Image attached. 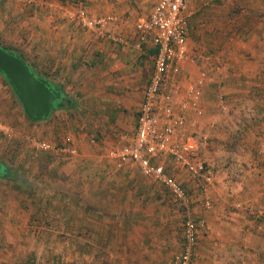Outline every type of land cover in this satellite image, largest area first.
I'll use <instances>...</instances> for the list:
<instances>
[{"label":"rangeland","instance_id":"374dc122","mask_svg":"<svg viewBox=\"0 0 264 264\" xmlns=\"http://www.w3.org/2000/svg\"><path fill=\"white\" fill-rule=\"evenodd\" d=\"M5 1L9 12H17L15 23L17 25L10 27L8 38L0 37V41L13 46L12 43L15 41L28 40L29 34L38 36L39 23L36 19L41 17V13L36 10V3H31L29 0ZM54 1L58 0L35 2L40 6V4H52ZM59 1L68 5V9L73 12L82 6L89 17L95 18L88 11L85 0ZM122 1L123 3L121 0H108L107 3L122 9L131 5L130 0ZM137 1V5L143 1L139 6H144L146 9V5L149 6L152 0ZM202 3H205L203 6L205 9L202 8L199 19L204 20L206 25L209 24L204 29L207 38L197 46L195 53L191 52L194 72H188L181 81L180 77L183 76L184 71L181 69L173 88L178 99L181 100L186 97L188 87L193 84L195 89L197 87V99L202 103L204 102L201 100L202 85L206 83L208 85V82L217 83L213 98L209 99V96L205 100L208 101L209 109L215 108V111H218L221 122L218 117L209 119V123L213 124L206 131V125L201 120L202 117L205 118L202 104L200 106L202 113L189 109L186 119L197 141L200 156L212 170L211 185L219 184L223 198H217L218 201L221 200L218 207L224 213V217L222 219L210 217L215 213L211 212L215 205L211 201L213 200L211 194L205 197L209 198L210 205L203 206L209 213L207 215L197 206L199 200L202 202L204 198L194 201L193 195L188 191L191 197L188 207L183 206L179 201L180 210L169 207L175 199L168 190L161 183L141 174L145 179L143 186L145 189L148 188L153 196H149L144 201L142 199L141 204L138 205V211L143 213V219H140L141 228L144 226L142 231L145 240L143 246L140 243L137 245L142 248L149 246L155 252L154 248L158 246L157 237L166 236V239H169L166 243L167 257L171 258L173 264L174 256L183 249L184 215L189 210L190 214L200 222V234L209 228L205 216L211 219L213 227L217 224L224 227L221 233H217L214 237L215 242L212 243L214 250L209 255L212 260L210 264H215V259L221 260L219 264H247V260L249 264H264V166L261 165L264 163V142L259 136V141H251L252 145H250V131L242 133V130H238L239 126H244L248 118L245 114L249 112L246 109L248 104L246 100L241 99L242 107L234 108L236 98L231 95L233 91L228 90L234 87L233 72L237 64L242 72L253 73V77H246V81L242 80L244 78H239L242 80L239 81L241 84H248V80L264 82V74L258 72L264 67V7H257L258 11L253 17L248 8L254 6V0H189L188 10L193 11L189 18L194 15V10L202 6ZM149 13L141 10L137 14L141 19L148 17ZM110 14L109 16L116 17L114 13ZM247 15H251L252 20L255 21L253 30L256 37L248 42L237 36L234 41L228 40L223 43L222 49L215 47V37L214 39L211 37L215 29L212 24L217 21L223 22L228 28V33L242 32L238 25L246 20ZM94 34L98 35L95 32ZM16 47L23 52L20 43ZM234 51L239 53L236 59H234ZM199 79L201 83L197 82ZM262 97L264 95L257 92L256 99ZM58 108L50 113L47 125L40 124L39 120H29L21 103L0 73V159L10 162L18 169L17 180L0 179V264H23L26 260L35 264H107V199H67L68 192L56 186L58 178L53 171L54 162H48L44 166L45 162L40 163L39 160L45 151L53 153L52 157L65 161L67 155L74 154L63 153L55 147L38 150L34 154L32 144L27 138L34 136L37 139L49 140L58 146L56 127L70 123V119H67L65 114L63 117L66 121L62 119L61 113L64 108ZM246 125L249 123L246 122ZM165 164L171 171L169 172L183 182L173 159L165 158ZM89 219L92 223V234L83 230H81L83 234H80L81 232L61 229H66L65 225L71 222L81 228L87 227L82 223ZM243 243L247 247H242ZM197 244L199 245V240ZM198 245L193 257L197 256ZM145 258L146 261L143 263L138 261L137 264H149L150 257ZM193 264H195L194 258Z\"/></svg>","mask_w":264,"mask_h":264},{"label":"crops","instance_id":"0c3cea01","mask_svg":"<svg viewBox=\"0 0 264 264\" xmlns=\"http://www.w3.org/2000/svg\"><path fill=\"white\" fill-rule=\"evenodd\" d=\"M29 1L36 3V10L41 13V17L36 19L39 23L38 36L29 34L28 40H19L12 44L15 47L20 43L28 61L37 65L40 72L48 79L60 84L59 89L72 101L71 104L65 102L61 106L62 109L64 108L61 113L62 119H65L63 117L65 114L67 119H70V123L65 126H57L56 131L59 134H57L58 145L74 149V155H67L65 161L52 157L53 153L45 151L41 155L40 163L45 162V166L48 162H54L53 171L58 178L56 186L68 192L67 199H107V264H137L138 261L143 263L146 261L145 257H150L149 264H171V258L167 257L166 243L169 242V239L167 240L166 236L157 237L158 246L154 248L155 252L149 246L142 248L137 245L140 243L143 246L145 240L142 231L144 226L141 228L143 213L138 211V205L141 204L142 199L144 201L149 196H153V193L143 186L145 179L135 163L120 162L110 156L111 150L129 144L134 136L138 107L153 68L154 48L144 46L142 50H139L132 44L135 40V24L140 18L137 13H140L141 10L144 13L151 12L159 0L150 1V5H146V9L144 6H139L143 1L137 5V0H130L129 4L131 5L124 9L107 3L108 0L84 1L90 14L95 17L108 16L111 15L110 13L116 15V20L110 22L106 30L124 37L126 43H118L94 34L93 31L70 17L69 6L62 4L59 0L52 4H40V6L35 2L36 0ZM254 1V6L248 8L253 17L258 11L257 7H264V0ZM121 2L123 3L122 0ZM204 5L205 3H202V6L194 10V15L189 18L187 43L192 53H195L197 46L207 38L204 29L209 24L206 25L204 20L199 19V14L205 9ZM7 6L5 0H0V37L3 38H8L10 27L17 25L15 24L17 12H9ZM251 15H247L246 20L238 25L243 30L242 32L228 33V28L224 26L223 22L218 23L219 21H217L214 25L212 24L215 29L212 33L214 35L211 34V37H215V47L221 48L223 43L228 40L234 41L237 36L248 42L255 38L256 34L253 30L255 21L252 20ZM238 56L239 53L234 51V59ZM188 63H191V69ZM188 63L184 62L182 65V71L183 69L184 71L183 76L180 77L181 81L188 72H194V65L191 61ZM238 65H234L236 69H233L234 87L228 90L233 91L231 95L236 98L234 108L242 107L240 103L243 99L247 101L246 109L249 111L245 113L248 117L246 122L249 125H246L245 122L244 126L238 127V130H242V133L250 131V145H252L251 141H259V136L264 142V97L256 99L257 92L264 95V82L248 80V84H241L239 81H246V77H253V73L242 72ZM261 68L263 70H258V72L264 74V67ZM178 77L176 75V78L170 80L169 86L175 103H178L179 99L173 87ZM239 78L244 79L240 80ZM216 84V82H208V85L207 83L202 85L203 97L201 100L204 102L199 103V107L201 104L204 106L205 118L202 117L201 120L206 125V131L213 124L209 123V119L213 120L218 117L221 122L218 111H215V108L209 109L208 101L205 100L209 96V99L213 98V92L217 88ZM67 105H72V108L67 109ZM196 111H199V114L202 113V107ZM48 118L49 116L40 119V124L47 125ZM217 126L218 124L215 125L216 128ZM174 163L183 180V182L179 181L193 195V200L204 198L202 202L199 200V204L196 203L198 209H203L204 213L203 206L210 205L209 198L205 197L211 194L214 200L211 201L215 203L211 212L215 213L210 217L222 219L224 213L218 207L221 200H219L220 202L217 200V198H223L219 184H213L207 189L201 190L199 183L186 168L175 161ZM261 165L264 166V163ZM174 166L173 169H175ZM61 197L63 198V194ZM152 198L154 199V197ZM205 199H207L206 202ZM180 206L176 200H172V204H169V207L176 210H180ZM205 214H209L207 210ZM205 217H207L209 228L205 229L206 232L198 234L199 245H197L199 248L197 256L193 257L195 264L212 263L209 255L214 250V244H212L215 242L214 237L224 228L222 225H215V223V227H213L211 219L208 216ZM82 224L87 227L81 228L71 222L65 225L66 229H61L81 232L80 234H83L81 231L83 230L92 234L93 228L90 219ZM162 239L164 240L161 241ZM148 241L153 242L152 240ZM242 247H247V245L243 243ZM177 255L174 256L173 262ZM220 261L215 259L214 263L219 264ZM246 263L249 264V261L247 260Z\"/></svg>","mask_w":264,"mask_h":264},{"label":"built area","instance_id":"2783aa9c","mask_svg":"<svg viewBox=\"0 0 264 264\" xmlns=\"http://www.w3.org/2000/svg\"><path fill=\"white\" fill-rule=\"evenodd\" d=\"M188 8L189 0H159L148 17L136 22L135 40L132 44L139 50L144 46L154 48L153 68L138 107L135 133L131 142L110 151V156L117 161L135 163L144 177L161 183L172 198L186 207L191 197L176 176L167 170L165 158L169 157L186 168L199 183L201 190L207 189L213 183L212 170L200 156L197 141L186 119L187 110H200L197 87L195 89L191 84L186 97L178 103L174 102L169 91L170 80L181 72L183 63L193 61L187 43L191 14ZM68 14L100 36L118 43L127 42L124 37L105 29L108 23L116 20L114 16L91 18L82 6L75 12L68 9ZM197 82L201 83V80ZM27 138L32 144L34 154L38 150L54 147L63 153L75 152L70 147L55 146L49 140L34 136ZM199 231L200 222L187 210L184 215V245L175 257L174 264H193Z\"/></svg>","mask_w":264,"mask_h":264},{"label":"water","instance_id":"95a60500","mask_svg":"<svg viewBox=\"0 0 264 264\" xmlns=\"http://www.w3.org/2000/svg\"><path fill=\"white\" fill-rule=\"evenodd\" d=\"M0 72L10 84L26 116L46 118L57 107L71 104L64 92L45 76L38 75L18 53L0 44Z\"/></svg>","mask_w":264,"mask_h":264},{"label":"trees","instance_id":"16d2710c","mask_svg":"<svg viewBox=\"0 0 264 264\" xmlns=\"http://www.w3.org/2000/svg\"><path fill=\"white\" fill-rule=\"evenodd\" d=\"M189 26V25H188ZM0 44H2L5 48L7 49H11L15 52H18L26 61L27 63L30 65V67L35 71L36 74L38 75H42V72H40V70L38 69L37 65L33 64V62H30L28 61V59L26 58L24 52H22V50L19 48V47H14L12 45H6V44H3L1 41H0ZM1 73V72H0ZM2 74V73H1ZM3 75V74H2ZM46 77V76H45ZM5 78V77H4ZM6 80V78H5ZM51 82L55 85V87L57 88H60V84H56L54 83L52 80ZM6 83L10 86V84L8 83V81L6 80ZM59 86V87H58ZM11 88V86H10ZM12 90V88H11ZM13 91V90H12ZM14 93V92H13ZM15 95V94H14ZM19 101V100H18ZM20 102V101H19ZM67 109H71L72 108V105H67L66 106ZM58 108V107H57ZM62 108V107H61ZM29 120L31 121H35L31 118H29L28 116H26ZM17 168L15 166H13L10 162H6V161H3L2 159H0V179H8V180H17V176H18V173H17ZM35 264L34 262H31L30 260H26L24 261L23 264Z\"/></svg>","mask_w":264,"mask_h":264}]
</instances>
